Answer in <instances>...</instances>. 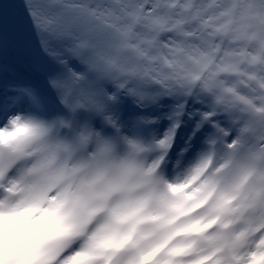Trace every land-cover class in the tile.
<instances>
[{
	"label": "snow or ice",
	"instance_id": "1",
	"mask_svg": "<svg viewBox=\"0 0 264 264\" xmlns=\"http://www.w3.org/2000/svg\"><path fill=\"white\" fill-rule=\"evenodd\" d=\"M0 264H264V0H0Z\"/></svg>",
	"mask_w": 264,
	"mask_h": 264
}]
</instances>
